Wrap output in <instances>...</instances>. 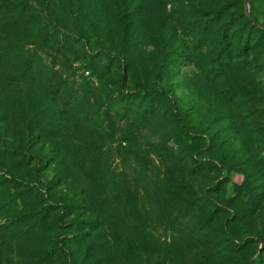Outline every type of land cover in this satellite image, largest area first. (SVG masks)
<instances>
[{"label":"rangeland","instance_id":"obj_1","mask_svg":"<svg viewBox=\"0 0 264 264\" xmlns=\"http://www.w3.org/2000/svg\"><path fill=\"white\" fill-rule=\"evenodd\" d=\"M0 264H264V0H0Z\"/></svg>","mask_w":264,"mask_h":264},{"label":"trees","instance_id":"obj_2","mask_svg":"<svg viewBox=\"0 0 264 264\" xmlns=\"http://www.w3.org/2000/svg\"><path fill=\"white\" fill-rule=\"evenodd\" d=\"M223 31L221 32V35H220V39H219V41H220V43H221V52H223V53H227V52H229V48H230V46H229V42L226 40V33L224 32V30H226L227 29V27H222L221 28ZM220 65H218V67H219ZM142 93H144V94H146V95H156V94H158V95H160V96H162V97H166V94H165V92L162 90V88H160V87H154V88H144L143 90H140L139 91V94L141 95ZM180 120V119H179ZM200 163V161L199 160H196L195 162H194V164L195 165H198Z\"/></svg>","mask_w":264,"mask_h":264}]
</instances>
